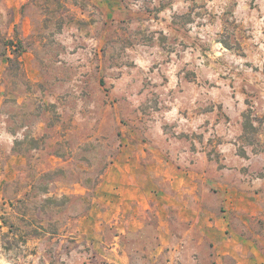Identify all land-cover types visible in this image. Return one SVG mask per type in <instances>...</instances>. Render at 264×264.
Returning <instances> with one entry per match:
<instances>
[{
    "label": "rangeland",
    "instance_id": "1",
    "mask_svg": "<svg viewBox=\"0 0 264 264\" xmlns=\"http://www.w3.org/2000/svg\"><path fill=\"white\" fill-rule=\"evenodd\" d=\"M0 33V264H264V0H0Z\"/></svg>",
    "mask_w": 264,
    "mask_h": 264
},
{
    "label": "trees",
    "instance_id": "2",
    "mask_svg": "<svg viewBox=\"0 0 264 264\" xmlns=\"http://www.w3.org/2000/svg\"><path fill=\"white\" fill-rule=\"evenodd\" d=\"M24 51L23 42L18 39H7L0 33V56L8 61V68L22 69L21 55Z\"/></svg>",
    "mask_w": 264,
    "mask_h": 264
},
{
    "label": "crops",
    "instance_id": "3",
    "mask_svg": "<svg viewBox=\"0 0 264 264\" xmlns=\"http://www.w3.org/2000/svg\"><path fill=\"white\" fill-rule=\"evenodd\" d=\"M153 200V199H152Z\"/></svg>",
    "mask_w": 264,
    "mask_h": 264
}]
</instances>
